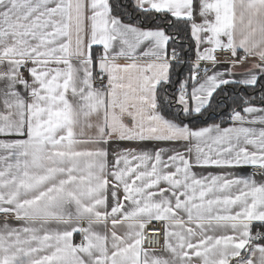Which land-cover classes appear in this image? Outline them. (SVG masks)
<instances>
[{
  "label": "snow or ice",
  "instance_id": "6c2138e0",
  "mask_svg": "<svg viewBox=\"0 0 264 264\" xmlns=\"http://www.w3.org/2000/svg\"><path fill=\"white\" fill-rule=\"evenodd\" d=\"M0 264H264V0H0Z\"/></svg>",
  "mask_w": 264,
  "mask_h": 264
},
{
  "label": "trees",
  "instance_id": "16d2710c",
  "mask_svg": "<svg viewBox=\"0 0 264 264\" xmlns=\"http://www.w3.org/2000/svg\"><path fill=\"white\" fill-rule=\"evenodd\" d=\"M232 93H233V90L230 87L228 96L221 95V96L217 97L218 100L224 101V105H225V106H222L221 108L217 109L216 115L218 117L222 116L224 119H227V114L231 111L232 107L235 106L234 103H233L234 97H233ZM211 122L212 121H209V123H211ZM216 122H220L219 119H217Z\"/></svg>",
  "mask_w": 264,
  "mask_h": 264
},
{
  "label": "built area",
  "instance_id": "2783aa9c",
  "mask_svg": "<svg viewBox=\"0 0 264 264\" xmlns=\"http://www.w3.org/2000/svg\"><path fill=\"white\" fill-rule=\"evenodd\" d=\"M249 171H254V170H252V169H249ZM158 228V227H160V225H158V224H153V225H149V229H151V228ZM150 243H152L154 246H158V245H156V242L155 241H152L151 240V235H150Z\"/></svg>",
  "mask_w": 264,
  "mask_h": 264
},
{
  "label": "crops",
  "instance_id": "0c3cea01",
  "mask_svg": "<svg viewBox=\"0 0 264 264\" xmlns=\"http://www.w3.org/2000/svg\"><path fill=\"white\" fill-rule=\"evenodd\" d=\"M226 126V125H225ZM213 171H216V170H213ZM249 171V170H248Z\"/></svg>",
  "mask_w": 264,
  "mask_h": 264
}]
</instances>
